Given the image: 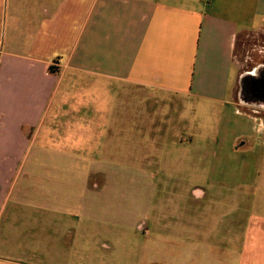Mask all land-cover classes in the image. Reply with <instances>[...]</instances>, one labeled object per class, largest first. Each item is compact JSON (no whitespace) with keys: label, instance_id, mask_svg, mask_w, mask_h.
Masks as SVG:
<instances>
[{"label":"crops","instance_id":"1","mask_svg":"<svg viewBox=\"0 0 264 264\" xmlns=\"http://www.w3.org/2000/svg\"><path fill=\"white\" fill-rule=\"evenodd\" d=\"M10 6L0 45V187L20 168L32 203L104 214L97 203L111 190L152 176L141 163H126L143 155L155 160L159 140L151 123L143 126V91L166 105L177 95L223 103L252 121L249 134L234 137L235 150L264 143V123L239 109L264 107L238 97L241 77L264 58L246 70L235 54L240 35L243 47L264 35V0H12ZM260 234L264 239V227ZM238 259L264 264V244L263 252H239Z\"/></svg>","mask_w":264,"mask_h":264},{"label":"rangeland","instance_id":"2","mask_svg":"<svg viewBox=\"0 0 264 264\" xmlns=\"http://www.w3.org/2000/svg\"><path fill=\"white\" fill-rule=\"evenodd\" d=\"M11 1L0 0V45ZM235 54L242 68L254 69L253 59L264 58V35L249 37L245 47L240 35ZM158 98L141 95L143 126L151 123L159 140L155 160L126 162L152 176L111 190L97 203L104 214L34 204L26 172L8 177L0 187V264H238L239 252H263L264 143L259 150L231 144L250 133L252 121L223 103L177 95L166 105ZM239 109L264 123L261 111ZM147 133L143 128V138Z\"/></svg>","mask_w":264,"mask_h":264},{"label":"flooded vegetation","instance_id":"3","mask_svg":"<svg viewBox=\"0 0 264 264\" xmlns=\"http://www.w3.org/2000/svg\"><path fill=\"white\" fill-rule=\"evenodd\" d=\"M238 97L247 104L264 107V63L257 66L254 72L246 73L241 77Z\"/></svg>","mask_w":264,"mask_h":264},{"label":"trees","instance_id":"4","mask_svg":"<svg viewBox=\"0 0 264 264\" xmlns=\"http://www.w3.org/2000/svg\"><path fill=\"white\" fill-rule=\"evenodd\" d=\"M48 70H49V72H51V73L55 72V68H54L53 66H49Z\"/></svg>","mask_w":264,"mask_h":264}]
</instances>
